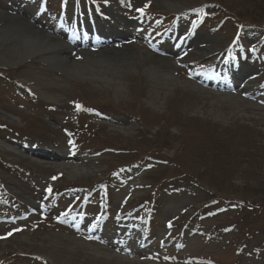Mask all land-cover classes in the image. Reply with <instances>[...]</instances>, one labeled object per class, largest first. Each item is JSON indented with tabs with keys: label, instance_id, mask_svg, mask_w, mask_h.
<instances>
[{
	"label": "rangeland",
	"instance_id": "374dc122",
	"mask_svg": "<svg viewBox=\"0 0 264 264\" xmlns=\"http://www.w3.org/2000/svg\"><path fill=\"white\" fill-rule=\"evenodd\" d=\"M66 1L0 0L76 67L0 60V264H264V0Z\"/></svg>",
	"mask_w": 264,
	"mask_h": 264
},
{
	"label": "bare ground",
	"instance_id": "6f19581e",
	"mask_svg": "<svg viewBox=\"0 0 264 264\" xmlns=\"http://www.w3.org/2000/svg\"><path fill=\"white\" fill-rule=\"evenodd\" d=\"M153 2L161 7H164L167 10H173L176 13H180L183 8L182 1L180 0H153ZM0 60L2 64L6 67H13L15 65H20L30 60L35 59L36 57L43 56L44 54H55L48 60L57 62L64 68V72L69 74L73 73L76 70V67H73V64L66 59L67 53H69V48L66 47L63 43H52L50 42L49 37L44 34L42 31H37L33 27L29 26L24 22H14L13 20H9L5 17L3 12H0ZM193 47L197 50L198 47L195 43H192ZM128 52H131V49H127ZM203 55H207L213 52L212 49L209 51H200ZM104 61H108V57L100 58L98 64ZM116 59L112 58L105 64H111V66H118V63H115ZM77 66V65H76ZM78 67V66H77ZM88 70H94L95 66L85 65ZM82 68L83 71L87 70ZM248 76V75H247ZM205 85V84H204ZM242 94L244 98H250L252 96L258 97L260 94L254 92L247 93L246 90H242ZM252 95V96H251ZM44 99L50 101H54L48 96H42ZM22 150L29 152L35 158L40 160H59L61 156L53 153L51 151H39L35 150V148H30L26 145L20 146ZM72 159V157H70ZM66 159V158H65ZM65 169L62 164H59L57 169ZM79 171L71 170L69 172L70 175L76 176Z\"/></svg>",
	"mask_w": 264,
	"mask_h": 264
},
{
	"label": "snow or ice",
	"instance_id": "6c2138e0",
	"mask_svg": "<svg viewBox=\"0 0 264 264\" xmlns=\"http://www.w3.org/2000/svg\"><path fill=\"white\" fill-rule=\"evenodd\" d=\"M142 11V10H141Z\"/></svg>",
	"mask_w": 264,
	"mask_h": 264
}]
</instances>
